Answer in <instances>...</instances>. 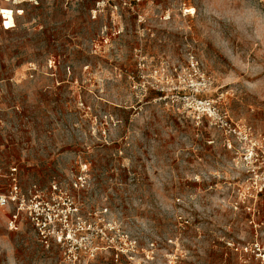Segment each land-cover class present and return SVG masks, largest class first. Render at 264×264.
<instances>
[{
	"label": "rangeland",
	"instance_id": "1",
	"mask_svg": "<svg viewBox=\"0 0 264 264\" xmlns=\"http://www.w3.org/2000/svg\"><path fill=\"white\" fill-rule=\"evenodd\" d=\"M220 94L264 138V0H0V195L55 185L86 238L69 261L0 208V264H260L264 143L195 121Z\"/></svg>",
	"mask_w": 264,
	"mask_h": 264
},
{
	"label": "built area",
	"instance_id": "2",
	"mask_svg": "<svg viewBox=\"0 0 264 264\" xmlns=\"http://www.w3.org/2000/svg\"><path fill=\"white\" fill-rule=\"evenodd\" d=\"M190 66L195 70L196 63L191 60ZM197 78L195 85L199 88L198 92L209 91L212 87L211 79L205 77L204 74H197ZM223 97L224 95L220 94L217 100H213L197 99L193 96L191 102L195 107V121L200 123L203 118H206L209 126L223 132L228 149L233 150L245 164L254 168L262 152L264 138L255 136L249 127L234 124L221 115L218 103ZM8 180L10 183L9 190L6 194L0 195V208L14 206V211L8 218V229L17 231L18 219L22 214L36 230L40 242L45 245L48 242H53L62 247L70 245L65 253L66 259L75 260L81 247L80 244L76 245L77 240L81 243L86 238L82 237L84 229L72 230V218L77 215V209L73 207L71 201L56 195L55 185L51 186V192H43L35 185L24 192L18 183L15 167L9 169ZM258 193L264 194V174L260 178L256 194ZM245 251L254 254L255 259L259 260L260 264L264 263V250L258 243L245 248Z\"/></svg>",
	"mask_w": 264,
	"mask_h": 264
}]
</instances>
